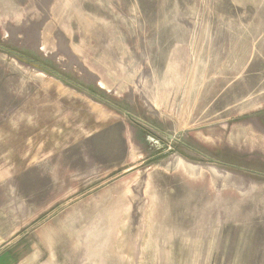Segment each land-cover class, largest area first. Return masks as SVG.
Returning <instances> with one entry per match:
<instances>
[{
    "label": "rangeland",
    "instance_id": "obj_1",
    "mask_svg": "<svg viewBox=\"0 0 264 264\" xmlns=\"http://www.w3.org/2000/svg\"><path fill=\"white\" fill-rule=\"evenodd\" d=\"M0 264H264V0H0Z\"/></svg>",
    "mask_w": 264,
    "mask_h": 264
},
{
    "label": "crops",
    "instance_id": "obj_2",
    "mask_svg": "<svg viewBox=\"0 0 264 264\" xmlns=\"http://www.w3.org/2000/svg\"><path fill=\"white\" fill-rule=\"evenodd\" d=\"M68 111L69 110L64 111L67 114L66 116H56L50 121V123L47 122L44 124L43 127L39 126L40 120L37 118H35L32 123H27L26 120L22 121L25 123V127H22V123H20V129L24 132L21 135L20 144L24 143L26 150L22 148L19 157L20 164L15 167L18 168L22 166L28 168L35 166L36 164L41 163L42 160L48 159L51 156L64 151L68 147L80 144V142H83L106 129L104 128L106 126L101 128L94 126L91 130L90 126L93 124L91 123L90 114L80 111L82 113H80L79 116L76 113V116L78 117L76 118L73 116L74 113H68Z\"/></svg>",
    "mask_w": 264,
    "mask_h": 264
},
{
    "label": "flooded vegetation",
    "instance_id": "obj_3",
    "mask_svg": "<svg viewBox=\"0 0 264 264\" xmlns=\"http://www.w3.org/2000/svg\"><path fill=\"white\" fill-rule=\"evenodd\" d=\"M154 145H155V142H154ZM156 146H160V144L156 143Z\"/></svg>",
    "mask_w": 264,
    "mask_h": 264
}]
</instances>
